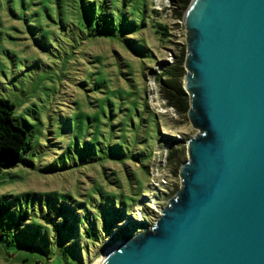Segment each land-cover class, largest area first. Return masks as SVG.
I'll use <instances>...</instances> for the list:
<instances>
[{
    "label": "rangeland",
    "instance_id": "374dc122",
    "mask_svg": "<svg viewBox=\"0 0 264 264\" xmlns=\"http://www.w3.org/2000/svg\"><path fill=\"white\" fill-rule=\"evenodd\" d=\"M115 1L145 16L127 37L147 55L129 51L120 36L87 37L61 24L54 0H0V98L14 105L13 121L27 135L21 162L0 172V264H76L74 252L78 264H96L150 230L181 189L186 143L199 130L168 106L159 81L186 55L184 16L193 0L184 8L180 0ZM148 88L157 89L154 102ZM175 140L185 141L184 155L169 163ZM112 145L122 160L107 156ZM105 197L125 201L124 217L106 228L92 219ZM77 215L81 226L61 240L42 219L75 225ZM88 228L96 229L91 239Z\"/></svg>",
    "mask_w": 264,
    "mask_h": 264
},
{
    "label": "water",
    "instance_id": "95a60500",
    "mask_svg": "<svg viewBox=\"0 0 264 264\" xmlns=\"http://www.w3.org/2000/svg\"><path fill=\"white\" fill-rule=\"evenodd\" d=\"M183 90L199 133L155 225L99 264H264V0H193Z\"/></svg>",
    "mask_w": 264,
    "mask_h": 264
},
{
    "label": "trees",
    "instance_id": "16d2710c",
    "mask_svg": "<svg viewBox=\"0 0 264 264\" xmlns=\"http://www.w3.org/2000/svg\"><path fill=\"white\" fill-rule=\"evenodd\" d=\"M45 1L47 0H40L41 3ZM48 2H51V0H48ZM178 3L184 8L188 0H180ZM54 5L56 6L61 24H75L78 26V31L81 33L85 32L87 37L120 36L129 51L137 55L139 54L138 52L143 56L147 55L144 46L135 44V39L127 37L129 34H138L142 30L145 21L144 15L140 14L139 17L137 12L128 10L125 5L123 8L117 7L115 0H54ZM157 26L158 30H160L157 33L162 37H166L168 35L167 27L160 24ZM184 62L185 52L182 51L172 64L167 65L161 76L162 79L159 81L160 88L165 91L168 106L173 107L182 116L187 115L189 109L188 96L182 88V81L185 75ZM13 110L14 105L10 101L0 98V172L4 169L13 168L21 162L22 155L27 147L26 132L14 123L12 118ZM174 145V149L168 155L169 163L175 160V155H184L185 141L175 140ZM116 146L112 145L109 147L110 151L107 156L112 158V160L119 161L125 155L117 152L115 150ZM179 148L182 149L179 151ZM134 158L139 162L140 159L138 157ZM112 199L115 200L114 203L108 197L102 199L101 215L99 217L94 215L92 218L94 221L97 218H102L104 228L111 225L114 222V218L124 217V209L121 207H123V202L125 201L117 200L116 198ZM113 212L116 213V216ZM42 219L46 221L47 225H51L53 232L59 240H61L64 233L69 231L70 226H73V230L76 233L83 220L81 217L79 220V216L77 215L74 222L75 225H70L71 223L68 219H65L62 223L52 218L43 217ZM118 222H121V219ZM95 230L88 228L84 230V235L87 239H91L95 234ZM40 242L45 246L44 238L41 235ZM73 256L76 258V264H78L79 255L74 252Z\"/></svg>",
    "mask_w": 264,
    "mask_h": 264
},
{
    "label": "built area",
    "instance_id": "2783aa9c",
    "mask_svg": "<svg viewBox=\"0 0 264 264\" xmlns=\"http://www.w3.org/2000/svg\"><path fill=\"white\" fill-rule=\"evenodd\" d=\"M171 61V60H170ZM169 61V62H170ZM173 62L171 61V64H172ZM170 63H168L167 65H169ZM149 89V88H148ZM150 91H149V93H150V97H148L149 98V100L150 101H153L154 100V97L157 95V89L156 90H154L153 88H150L149 89ZM154 102V101H153ZM168 159V155L166 154L165 155V160H167ZM162 178H161V182H162V184H166L165 182V180H166V178L164 177V176H161Z\"/></svg>",
    "mask_w": 264,
    "mask_h": 264
},
{
    "label": "bare ground",
    "instance_id": "6f19581e",
    "mask_svg": "<svg viewBox=\"0 0 264 264\" xmlns=\"http://www.w3.org/2000/svg\"><path fill=\"white\" fill-rule=\"evenodd\" d=\"M109 251H110V250H109ZM109 251H108V252H109ZM108 252H107V253H108ZM102 259H103V258H102ZM100 262H101V261H100ZM100 262H98V263H96V264H99Z\"/></svg>",
    "mask_w": 264,
    "mask_h": 264
}]
</instances>
